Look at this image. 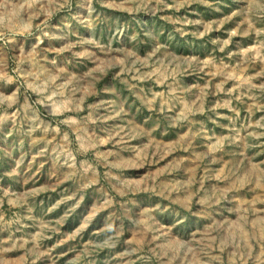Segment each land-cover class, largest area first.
Masks as SVG:
<instances>
[{
    "label": "rangeland",
    "instance_id": "1",
    "mask_svg": "<svg viewBox=\"0 0 264 264\" xmlns=\"http://www.w3.org/2000/svg\"><path fill=\"white\" fill-rule=\"evenodd\" d=\"M0 264H264V0H0Z\"/></svg>",
    "mask_w": 264,
    "mask_h": 264
}]
</instances>
